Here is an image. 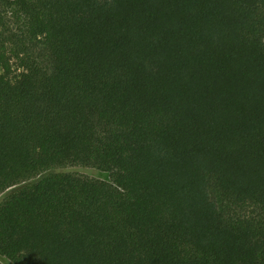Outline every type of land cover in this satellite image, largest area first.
Listing matches in <instances>:
<instances>
[{"label":"trees","instance_id":"trees-1","mask_svg":"<svg viewBox=\"0 0 264 264\" xmlns=\"http://www.w3.org/2000/svg\"><path fill=\"white\" fill-rule=\"evenodd\" d=\"M0 264H264V0H0Z\"/></svg>","mask_w":264,"mask_h":264},{"label":"rangeland","instance_id":"rangeland-1","mask_svg":"<svg viewBox=\"0 0 264 264\" xmlns=\"http://www.w3.org/2000/svg\"><path fill=\"white\" fill-rule=\"evenodd\" d=\"M67 172L74 173V174H77V175H80L83 177H87V178H94V179L109 181L108 175L101 173V172H98V171L93 170V169L73 168V169H69Z\"/></svg>","mask_w":264,"mask_h":264}]
</instances>
